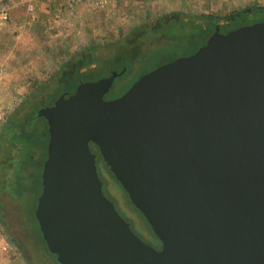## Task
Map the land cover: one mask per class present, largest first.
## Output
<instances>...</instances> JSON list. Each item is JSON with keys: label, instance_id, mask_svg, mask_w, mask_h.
I'll list each match as a JSON object with an SVG mask.
<instances>
[{"label": "water", "instance_id": "obj_1", "mask_svg": "<svg viewBox=\"0 0 264 264\" xmlns=\"http://www.w3.org/2000/svg\"><path fill=\"white\" fill-rule=\"evenodd\" d=\"M120 74L37 110L48 141L34 216L48 251L60 264H264V20L216 24L105 99ZM91 143L160 248L104 195Z\"/></svg>", "mask_w": 264, "mask_h": 264}, {"label": "rangeland", "instance_id": "obj_2", "mask_svg": "<svg viewBox=\"0 0 264 264\" xmlns=\"http://www.w3.org/2000/svg\"><path fill=\"white\" fill-rule=\"evenodd\" d=\"M254 5H264V0H111L104 6L81 4L72 13L56 4H39L34 14L15 9L0 26V126L33 86L45 81L81 45L91 41L110 42L141 22H151L173 12L227 16ZM157 41L149 39L145 43L152 46ZM127 50L132 65L126 64V72L114 79L105 98L120 94L148 68L138 57L137 43L130 44ZM122 64L105 60L81 81L98 79L111 70L121 71ZM37 120L44 124V120ZM96 166L105 196L114 202L123 219L131 222V230L141 240L156 246L143 217L130 204L126 192L99 155ZM9 176L13 180L11 170L7 172L6 177ZM1 182L0 264H28L21 253L32 264H55L33 235V228L37 229L34 210L41 192L40 178L32 182V193L24 201L10 193V183Z\"/></svg>", "mask_w": 264, "mask_h": 264}, {"label": "trees", "instance_id": "obj_3", "mask_svg": "<svg viewBox=\"0 0 264 264\" xmlns=\"http://www.w3.org/2000/svg\"><path fill=\"white\" fill-rule=\"evenodd\" d=\"M261 20H264V5H254L227 16L173 12V14L159 16L151 22H141L110 42L91 41L81 45L45 81L33 86L31 92L1 124L0 189L1 181L4 180L10 183V193L14 198L24 201L28 194L32 193V182H37L39 178L41 180L40 173L46 158L48 141L47 123L43 117L37 116V110L51 105L63 92L71 94L82 78L90 76L94 67L100 66L105 60L121 61L123 64L120 69L123 70L118 72L124 74L125 68L127 69L126 64H131L127 48L135 42L140 49L138 57L143 65H148L144 74L178 56L193 53L205 43L216 24H219L221 30L228 31ZM149 39H158V44L150 46L149 43H145ZM132 84L121 93H124ZM37 119L44 120V124ZM91 145L100 156L98 148L92 143ZM8 170L12 171L13 180L10 176L6 177ZM0 219H2L1 214ZM36 225L37 229L33 228L35 240L42 244L46 254L55 264H60L56 256L48 251L38 223ZM21 254L28 264H32L23 253Z\"/></svg>", "mask_w": 264, "mask_h": 264}, {"label": "built area", "instance_id": "obj_4", "mask_svg": "<svg viewBox=\"0 0 264 264\" xmlns=\"http://www.w3.org/2000/svg\"><path fill=\"white\" fill-rule=\"evenodd\" d=\"M110 2L111 0H0V26L10 19L11 13L15 9H23L29 14H34L39 4L47 6L56 4L72 13L81 4L104 6Z\"/></svg>", "mask_w": 264, "mask_h": 264}, {"label": "flooded vegetation", "instance_id": "obj_5", "mask_svg": "<svg viewBox=\"0 0 264 264\" xmlns=\"http://www.w3.org/2000/svg\"><path fill=\"white\" fill-rule=\"evenodd\" d=\"M220 30H221V28H220ZM229 31V30H228ZM221 32H223V33H225V32H227V30H221ZM110 91V90H109ZM122 94V93H121ZM120 94V95H121ZM107 95V93L104 95V98H105V96ZM119 95L118 94H113L111 97H108V98H105V99H113V98H115V97H118ZM90 148H91V150H92V152L93 153H95V155H96V158H97V155H98V152L97 151H95V149L93 148V146L90 144ZM105 195V194H104ZM128 196V195H127ZM108 198V197H107ZM109 199V198H108ZM129 199V198H128ZM110 200V199H109ZM113 204H114V202H113ZM130 204H131V202H130ZM114 206H115V204H114ZM133 206V205H132ZM116 207V206H115ZM134 207V206H133ZM134 209L136 210V211H138L139 212V210L138 209H136L135 207H134ZM120 214V213H119ZM139 214L143 217V215L139 212ZM129 215V217H131L132 218V215L131 214H128ZM143 219H144V217H143ZM127 221V220H126ZM144 221L146 222V224L148 225V227H149V229H150V233L153 235V232H152V230H151V227L149 226V224L147 223V221L144 219ZM130 224H131V222H129V226H130ZM154 236V238H155V240H156V246H154L155 248H160V246H161V243H160V241L156 238V236L155 235H153Z\"/></svg>", "mask_w": 264, "mask_h": 264}]
</instances>
